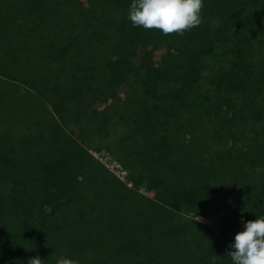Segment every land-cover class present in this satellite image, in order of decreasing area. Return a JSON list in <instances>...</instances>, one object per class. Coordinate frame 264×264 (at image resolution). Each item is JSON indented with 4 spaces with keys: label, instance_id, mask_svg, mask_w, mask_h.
I'll return each mask as SVG.
<instances>
[{
    "label": "trees",
    "instance_id": "16d2710c",
    "mask_svg": "<svg viewBox=\"0 0 264 264\" xmlns=\"http://www.w3.org/2000/svg\"><path fill=\"white\" fill-rule=\"evenodd\" d=\"M130 3L0 0L5 233L74 252L106 219L123 264H231L225 243L264 215V0H203L179 35L132 27Z\"/></svg>",
    "mask_w": 264,
    "mask_h": 264
},
{
    "label": "rangeland",
    "instance_id": "374dc122",
    "mask_svg": "<svg viewBox=\"0 0 264 264\" xmlns=\"http://www.w3.org/2000/svg\"><path fill=\"white\" fill-rule=\"evenodd\" d=\"M139 59L140 52H137L136 56L132 58V61L134 64H138ZM3 106H7V102L0 99V109H2ZM66 129L76 135V131H74L73 127L69 126V128ZM88 152L110 175H112V177L114 176L118 181L127 185V187L133 188L132 183L128 181L127 171L109 152L106 150H99L96 143L88 149ZM139 192L141 195L148 198L152 197V195L147 193L143 188H141ZM0 202H2V199ZM2 208L5 211L11 210L6 204L3 205ZM10 216L13 217L12 215ZM1 217L2 216H0V264H14L16 256L22 258L25 264L35 257H39L43 261L42 264H55L56 258L61 255L72 259L81 258L86 260L87 263L85 262L84 264H123V261L126 259L125 256L120 253L119 246L116 245V241L120 236L110 231L111 226L108 225L110 220L94 219V225L101 232L89 230L85 232L81 230L72 231L70 235L75 233L79 234L69 237H72V240H76L80 243V249L73 252L70 248H66L67 250L58 249L54 245L53 237L45 235L40 238L36 234H32L30 230H28V233L17 232L8 235L5 233L7 220L4 216ZM191 218L195 221L197 220V222L209 229L211 228L212 231H216L219 227L216 215H196L195 217L191 216ZM18 224L21 226L22 222L18 221ZM225 244L227 245V250L231 251L228 246L230 244Z\"/></svg>",
    "mask_w": 264,
    "mask_h": 264
},
{
    "label": "clouds",
    "instance_id": "9594fccd",
    "mask_svg": "<svg viewBox=\"0 0 264 264\" xmlns=\"http://www.w3.org/2000/svg\"><path fill=\"white\" fill-rule=\"evenodd\" d=\"M203 0H131L127 19L132 27L156 29L164 35L182 34L199 26ZM242 230L235 234L227 252L231 264H264V215L241 221ZM39 257L28 264H42ZM55 264H79L75 259L59 256Z\"/></svg>",
    "mask_w": 264,
    "mask_h": 264
}]
</instances>
